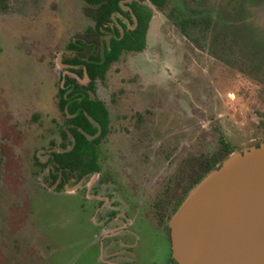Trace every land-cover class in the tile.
I'll return each mask as SVG.
<instances>
[{
    "label": "rangeland",
    "instance_id": "rangeland-1",
    "mask_svg": "<svg viewBox=\"0 0 264 264\" xmlns=\"http://www.w3.org/2000/svg\"><path fill=\"white\" fill-rule=\"evenodd\" d=\"M85 6L0 0V264H104L96 259L94 208L83 204L85 192L95 194V175L57 189L42 165L53 145L67 143L57 90L69 73L60 60L72 55L66 43L92 24ZM151 7L144 50L123 52L96 80L94 97L118 119L138 109L155 110L148 123L182 115L184 147L197 141L198 173L221 154V136L235 151L264 142V0ZM152 166L140 172L163 165Z\"/></svg>",
    "mask_w": 264,
    "mask_h": 264
},
{
    "label": "flooded vegetation",
    "instance_id": "flooded-vegetation-1",
    "mask_svg": "<svg viewBox=\"0 0 264 264\" xmlns=\"http://www.w3.org/2000/svg\"><path fill=\"white\" fill-rule=\"evenodd\" d=\"M132 1L145 4L151 10L144 34V46L140 50L123 49L118 58L109 63L103 77H96L91 81L85 71L81 76H78L69 69L70 67L78 69L81 66H73L62 62L64 58L75 55L73 51H66V45L76 39L86 38L87 29L94 27L93 18L86 13V10L93 6L84 0L86 6L83 13L92 20V24L86 27L81 36L75 37L66 43L64 52H70L72 55L65 56L60 60V63L66 67V71L70 75H62L59 86L63 84L64 77L73 78L79 85L84 87H87L91 81L92 90L87 89V92L91 99L100 101L104 106L106 112L105 126L103 128L98 121L84 111L85 117L95 126L96 131L94 134L85 133L83 130L81 132L89 140L99 138L95 144L97 169L83 174L77 180L74 176L69 175L60 187H58L59 179L53 180L52 177L51 179L54 183L57 182L56 188L60 189L70 180L79 182L84 181L90 175H95V179L91 183L94 186L92 192H95V194L90 195L85 192L83 204L84 209H87L89 204L91 208H94V219L91 221L95 226H98L94 228L100 234L95 241L96 259L99 263L178 264L171 255L170 218L195 184L206 173L220 165L225 158L235 151V148L233 147L230 153L223 156L224 143H228L221 136V154L219 152L209 156L202 164V173H198L199 152L196 147L197 141L191 138L186 144L187 148L184 147L185 142L181 137V132L182 129L187 130L188 127H185L184 124L180 125L182 115H168L170 117L175 116L177 119H169L165 121V124H161L162 122L159 120L148 123V116L153 114L155 110L141 111L138 109L133 110L132 113L123 112L118 119L115 118V114H110L109 109L102 100L94 97L96 80L105 78L110 65L118 61L123 52H140L144 50L147 31L153 16L151 5L159 8L163 4V0H161L160 6H156L150 0H119L120 8L127 13H112L110 15L112 22H109L108 25L116 27L120 35L124 32L123 25L126 29H133L136 26V17L129 7ZM110 38L111 34L106 30L99 37L101 57L104 53V45L109 46ZM63 115L65 120L66 116H70L68 113H63ZM153 116L156 115L153 114ZM65 120L62 131L65 129ZM109 129H114V131L109 132ZM69 138H73L71 134L68 137H63L64 141L67 140V143L60 142L57 146L53 145L49 149L48 158L42 163V165L49 168L48 170L51 168V165L47 164L51 152L67 151L73 146L74 142L71 146H68ZM107 138L110 139L109 147H106L107 150L105 151L104 144H107V141L103 143L102 140ZM60 144L67 147L62 148ZM101 156L102 158L99 160ZM221 156L223 158H220L217 164L208 170L206 169L215 157ZM36 158L38 159V157ZM156 162L162 163L161 171L156 173L150 171L140 172L142 165L150 170ZM105 168L106 173L103 172ZM85 185L87 184L85 183ZM87 199L94 200V202L87 201ZM85 238L87 239V237ZM106 238L110 239L104 241ZM84 252H87V244L84 246ZM117 259H122V261L116 262Z\"/></svg>",
    "mask_w": 264,
    "mask_h": 264
},
{
    "label": "water",
    "instance_id": "water-1",
    "mask_svg": "<svg viewBox=\"0 0 264 264\" xmlns=\"http://www.w3.org/2000/svg\"><path fill=\"white\" fill-rule=\"evenodd\" d=\"M178 264H264V142L234 151L169 221Z\"/></svg>",
    "mask_w": 264,
    "mask_h": 264
},
{
    "label": "trees",
    "instance_id": "trees-1",
    "mask_svg": "<svg viewBox=\"0 0 264 264\" xmlns=\"http://www.w3.org/2000/svg\"><path fill=\"white\" fill-rule=\"evenodd\" d=\"M150 1L156 6L161 5V0ZM86 2L93 6L88 8L86 13L93 18L94 27L87 29L86 38L76 39L66 45V51H73L75 55L64 58L62 62L81 66L78 69L72 67L69 69L78 76H81L85 71L92 81L96 77H103L109 63L116 60L123 49H142L151 10L145 4L132 1L129 7L136 17V26L133 29H126L123 25L124 32L120 35L116 27L108 25L109 22H112L110 18L112 13H127L120 8L119 0H86ZM105 30L111 34V38L109 46L104 45V53L101 57L99 37L105 33ZM91 81L87 87H84L79 85L75 79L64 77L63 84L58 87V107L64 114L70 115L66 116L62 137H68L71 134L73 138H69L68 146L74 142L70 150L51 152L47 161V164L51 165L49 173L52 179H59L58 187L64 183L69 175L74 176L77 180L83 174L97 169L95 144L99 138L89 140L81 132L83 130L85 133L94 134L96 131L95 126L85 117L84 111L98 121L103 128L105 126L106 112L104 106L100 101L91 99L87 92V89L92 90ZM60 146L62 148L67 147L63 144ZM223 150V156H225L233 150V147L224 143ZM223 156L215 157L206 169L212 168Z\"/></svg>",
    "mask_w": 264,
    "mask_h": 264
}]
</instances>
